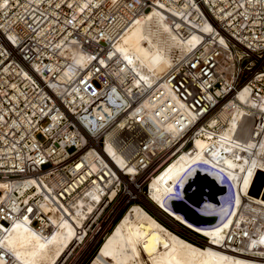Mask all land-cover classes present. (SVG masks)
<instances>
[{"label": "built area", "instance_id": "obj_1", "mask_svg": "<svg viewBox=\"0 0 264 264\" xmlns=\"http://www.w3.org/2000/svg\"><path fill=\"white\" fill-rule=\"evenodd\" d=\"M154 9L197 39L143 77L116 44ZM184 152L220 186L227 158L264 173V0H0V264H20L3 243L14 221L42 238L72 227L53 264H87L131 203L174 222L149 184ZM240 213L233 247L264 230L263 205Z\"/></svg>", "mask_w": 264, "mask_h": 264}, {"label": "bare ground", "instance_id": "obj_2", "mask_svg": "<svg viewBox=\"0 0 264 264\" xmlns=\"http://www.w3.org/2000/svg\"><path fill=\"white\" fill-rule=\"evenodd\" d=\"M196 39V34H192L186 41L179 40L164 14L154 9L145 12L132 25L118 41L116 48L139 76H156L169 65L172 50ZM239 96L242 100H247L245 91ZM233 124L234 120L230 119L227 135L231 134ZM203 143L201 139L196 141L198 147ZM202 158L199 153L191 157L184 152L154 176L149 186L153 198L151 200L156 206H163L171 216V219L166 218L184 223L194 232L206 236L204 246L182 237L160 222L141 204L134 203L130 204V208L123 213L119 221L113 224L114 227L112 226V230L110 229L100 242L98 251L88 264H142V252H145L151 264H264V254L252 250V247L258 245L262 247L261 253H264V230H261L257 238L247 239L242 246L233 247L226 242L232 224L239 222V218L245 219L243 213L239 214L243 205H252L254 202L264 206V189L261 196L250 193V184L255 178L253 179V171L246 168L243 162L226 159V163L234 168H227L231 176V182L227 181L226 184L228 192L219 197V205L207 200L208 202L197 209L205 214H217V222L198 225L179 210L166 205L167 202L170 203V198H178L177 187H182L188 176L194 172V164L205 162L200 161ZM238 171H242L240 177ZM2 185L5 186L4 183ZM203 185L201 187L205 190V195L211 189L206 184ZM192 188L191 191H195L196 186ZM225 197L231 200V205L222 203ZM72 236L73 229L69 224H62L61 228L55 230L48 238H42L32 225L14 221L3 243L20 264H53Z\"/></svg>", "mask_w": 264, "mask_h": 264}, {"label": "water", "instance_id": "obj_3", "mask_svg": "<svg viewBox=\"0 0 264 264\" xmlns=\"http://www.w3.org/2000/svg\"><path fill=\"white\" fill-rule=\"evenodd\" d=\"M263 183H264V173L258 171L255 176V180L251 186V192L254 193L255 195L259 194ZM203 184H206L211 189L209 193H205L208 199L214 200L216 204L219 205L220 199L218 198L217 195L218 194L223 195L228 192V188L226 184L221 186L218 185L215 177L210 176L207 173L201 174L199 170H196L195 172H193L191 175L188 176L187 181L184 183L181 191L186 199H188L194 204L199 205L201 204V201L204 199L203 193L205 190H203L202 188L204 186ZM192 186H196L195 191H191V189H193ZM170 205L175 210H179L183 212L186 218H188L189 220H191L192 222L198 225H207L217 222L218 220L217 214H205L203 212H200L199 210H197L196 208H194L193 206H191L181 198H175V197L170 198ZM152 208L154 209V207H151V209ZM169 223L175 225V222L169 221ZM186 234L191 235L190 233H186ZM193 238L200 239L198 236H195ZM200 240H203L202 242H204V239L201 238Z\"/></svg>", "mask_w": 264, "mask_h": 264}, {"label": "rangeland", "instance_id": "obj_4", "mask_svg": "<svg viewBox=\"0 0 264 264\" xmlns=\"http://www.w3.org/2000/svg\"><path fill=\"white\" fill-rule=\"evenodd\" d=\"M179 192V191H178ZM257 195V194H256ZM230 199H228V198H224L223 199V202L222 203H227L228 205H229V203H230V205H231V200L229 201ZM225 201V202H224ZM134 203H138V202H134ZM134 203H131V204H134ZM141 203V205L147 210V211H149L150 213H152V215H154L159 221H161L164 225H166L167 227H169V228H171V229H174L175 231H177V232H179V233H182V234H184L185 236H187L188 238H190L191 240H193V241H195V242H197V243H200V244H202V245H204V242H202V240H200L201 239V236H198V235H196V234H193V233H191L190 232V234L191 235H193V237H195V236H198L200 239H198V238H192L191 237V235H188V234H186V233H184V232H181L180 230H177L176 228H178V227H181V226H178V225H176L177 223L175 222V225L174 224H169L168 222H166L164 219H162V218H160L159 216V214L157 213V215L155 214L156 213V211L153 209V210H151L150 208H148L143 202H140ZM167 204H168V202H167ZM170 204V203H169ZM168 204V205H169ZM150 206V205H149ZM209 206H213V204H209ZM151 207V206H150ZM126 212V210L123 212V213H125ZM155 212V213H154ZM123 213L121 214V216L123 215ZM159 215V216H158ZM120 216V217H121ZM119 217V218H120ZM164 217V216H163ZM119 218L115 221V223H114V225L119 221ZM164 218H166V217H164ZM167 219V218H166ZM169 220V219H168ZM178 226V227H177ZM114 227V226H113ZM175 227V228H174ZM181 228H183V227H181ZM184 229V228H183ZM112 230V229H111ZM185 230V229H184ZM185 231H187V230H185ZM188 233V232H187ZM101 244V243H100ZM98 251V249L96 250V252ZM96 252L94 253V255L96 254ZM94 255L92 256V257H90V260L88 261V263L91 261V259L94 257ZM141 259V262H142V264H151L149 261H148V257H147V255L145 254V252H142V257L140 258ZM87 263V264H88Z\"/></svg>", "mask_w": 264, "mask_h": 264}, {"label": "trees", "instance_id": "obj_5", "mask_svg": "<svg viewBox=\"0 0 264 264\" xmlns=\"http://www.w3.org/2000/svg\"><path fill=\"white\" fill-rule=\"evenodd\" d=\"M258 195V194H257ZM122 214V213H121ZM121 214L118 216V218L121 216ZM152 214V213H151ZM122 217V216H121ZM117 218V219H118ZM161 222V221H160ZM171 229V228H170ZM190 229V228H189ZM171 230H173V231H175L174 229H171ZM191 231H193L194 232V230H192V229H190ZM176 233H178L179 235H181L182 237H184V238H186V239H188V240H190V241H192V242H194V243H196V244H198V245H200V246H204V245H202V244H200V243H197V242H195V241H193V240H191L190 238H188L187 236H185L184 234H182V233H179V232H177V231H175ZM197 235H200L199 233H197V232H195Z\"/></svg>", "mask_w": 264, "mask_h": 264}, {"label": "crops", "instance_id": "obj_6", "mask_svg": "<svg viewBox=\"0 0 264 264\" xmlns=\"http://www.w3.org/2000/svg\"><path fill=\"white\" fill-rule=\"evenodd\" d=\"M176 225H178V224H176ZM178 226H180V225H178ZM177 226V227H178ZM181 227H183L185 230H187V231H185L183 228H181ZM181 227H178V228H176L177 230H180L181 232H184V233H193V234H196L195 232H193V231H191L189 228H186V227H184V226H181ZM175 228V227H174ZM197 235V234H196Z\"/></svg>", "mask_w": 264, "mask_h": 264}]
</instances>
